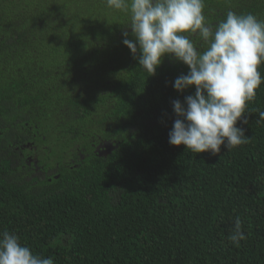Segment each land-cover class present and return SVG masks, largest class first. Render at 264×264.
Instances as JSON below:
<instances>
[{"label":"trees","instance_id":"obj_1","mask_svg":"<svg viewBox=\"0 0 264 264\" xmlns=\"http://www.w3.org/2000/svg\"><path fill=\"white\" fill-rule=\"evenodd\" d=\"M204 3L209 25L229 10L264 19V0ZM105 8L0 0V233L54 264H264V83L237 122L249 143L172 146L189 69L166 55L149 75L123 43L128 13Z\"/></svg>","mask_w":264,"mask_h":264},{"label":"clouds","instance_id":"obj_2","mask_svg":"<svg viewBox=\"0 0 264 264\" xmlns=\"http://www.w3.org/2000/svg\"><path fill=\"white\" fill-rule=\"evenodd\" d=\"M106 4L128 13L127 27L135 39L125 38L123 43L145 72L154 75L166 55L189 69L173 83L178 92L195 86V93L183 103L172 102L176 119L168 133L170 145L215 155L222 145L229 152L250 142L237 122L248 124L246 107L264 83L259 71L264 62V19L229 10L218 24L209 25L204 0H106ZM192 34L202 39L203 51L190 39ZM255 111L258 121L264 120V110ZM227 239L237 247L246 239L238 216ZM0 264H54V260L34 254L17 234L4 231Z\"/></svg>","mask_w":264,"mask_h":264},{"label":"rangeland","instance_id":"obj_3","mask_svg":"<svg viewBox=\"0 0 264 264\" xmlns=\"http://www.w3.org/2000/svg\"><path fill=\"white\" fill-rule=\"evenodd\" d=\"M87 6V5H86ZM95 12L99 11V9L94 10ZM104 13L109 17L113 22H117L116 19H119V15L115 12V10L108 8L104 9Z\"/></svg>","mask_w":264,"mask_h":264}]
</instances>
